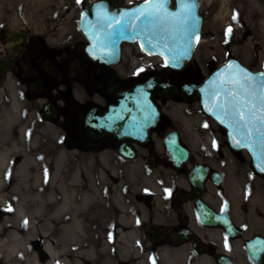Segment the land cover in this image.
Segmentation results:
<instances>
[{"label": "rangeland", "instance_id": "1", "mask_svg": "<svg viewBox=\"0 0 264 264\" xmlns=\"http://www.w3.org/2000/svg\"><path fill=\"white\" fill-rule=\"evenodd\" d=\"M199 11L203 17L200 42L184 69L169 70L158 57L146 55L132 44L123 48L126 52L137 51L138 61H131V64L124 56L116 71L153 68L167 83L180 77L200 82L221 63L235 58L252 71L264 72V8L255 7L252 0H210L201 2ZM81 12L77 0H0V29L6 34L22 31L39 35L47 39L50 47L62 51L77 43L85 44L78 30ZM229 28L231 33L226 36ZM0 95V110L3 111L0 116L4 112H14L12 100L17 101L13 129L21 140L29 143L25 148L28 153L19 150L14 153L11 166H18L33 150L32 154H41L46 167V174L42 175L39 162L30 161L26 171H15L8 183L0 187V238L5 237L7 228L17 230L21 227L23 230L19 234L25 235L29 247L32 241L42 238L43 232L48 235L50 195L48 200L43 196L48 192L49 167L50 172H58V183L67 181L68 188L79 193L77 200L85 203L82 211L96 225L95 233L101 239L112 236L115 245L126 247L125 256H116L112 264L118 259L125 264H209L167 243L154 246L145 235L144 228L152 217L164 213L173 216L169 208V188L175 183L184 187L182 173L176 175L170 170L159 142L169 129L155 142L158 161L155 167L149 169L141 164V154L132 162L119 163L112 154L70 149L64 140L66 129L62 123L58 119L48 120L46 127L40 115L41 105L29 99L26 91L10 79L0 88ZM73 96H77L75 92ZM157 103L196 160L222 168L228 177L234 171L240 179L238 191L242 188L246 193L264 195V178L252 172L248 155L228 149L224 131L202 114L197 102L185 104L170 99ZM17 158L20 159L18 163L15 162ZM227 167L231 168L230 172ZM137 194L152 197L153 204L140 201ZM18 208L21 216L15 215ZM59 237L64 238L63 235ZM66 243L71 245L72 242L68 239ZM84 245L81 243L82 247Z\"/></svg>", "mask_w": 264, "mask_h": 264}, {"label": "flooded vegetation", "instance_id": "2", "mask_svg": "<svg viewBox=\"0 0 264 264\" xmlns=\"http://www.w3.org/2000/svg\"><path fill=\"white\" fill-rule=\"evenodd\" d=\"M98 1H105L110 9H114L135 6L147 0H80L78 4L83 11L88 4ZM171 1L175 3V0ZM200 6L201 0H199V9ZM11 32L6 34L0 29V88L10 79L14 85L24 89L29 99L41 105L40 115L46 127H48V118L45 115L48 116V106L54 107L56 113L54 119H58L66 129L64 140L70 149H79L85 153L112 154L113 159H117L119 163L132 162L141 154V164L150 169L158 162L154 149L155 142L166 129L169 130L159 139L165 157L163 141L172 131L178 133L180 144L187 147L179 132L163 115L156 128L150 132L146 145L127 137L118 142L111 134L100 133L92 137L88 133L87 115L90 111L96 110L99 114H104L111 105L117 103L116 96L119 92L130 90L136 84L144 83L152 77L158 76L162 79L155 69L143 67L135 72L120 70L118 73L116 68L121 63L108 67L92 61L84 51L85 44L77 43L61 51L50 47L46 38L22 31H16L13 39L9 40ZM137 54V51L126 52L123 48L121 61L127 56L126 59L130 63L131 61L135 63L139 59ZM169 84L181 88L183 84H198V82L195 78L180 77L174 82L169 81ZM74 92L77 96H73ZM159 100L161 99H154L156 103ZM92 147L96 150L92 151ZM120 147L130 149L135 157L126 158L128 154L126 152L121 154ZM19 160L17 158L15 162L18 163ZM166 161L170 170L175 171L176 175L182 173L184 187L175 183L169 188L171 201L169 208L171 213L174 212L173 216L164 213L151 218L149 224L165 229L160 240L152 244L158 246L167 243L176 249H185L192 258L198 260L203 258L209 264H220L222 261L230 264H264V195L246 193L242 188L238 191L237 182L239 183L240 179L234 171L236 178L228 177L222 168L196 160L193 156L180 170H176L167 157ZM197 166L209 170L202 181L200 192L188 182V175ZM227 171L230 172L231 168L227 167ZM216 176L222 177L219 185H216L212 179V177L217 179ZM229 182H233L232 185ZM178 192L183 196L193 195V198L190 201H178L176 199ZM137 199L149 205L153 204L150 196L137 194ZM196 200L204 202L217 214H225L231 222V229L202 224L197 215ZM170 233L177 236V241L169 240ZM225 237H227V248ZM29 247V250H34L40 262L47 261L48 258L42 251V238L32 241Z\"/></svg>", "mask_w": 264, "mask_h": 264}, {"label": "water", "instance_id": "3", "mask_svg": "<svg viewBox=\"0 0 264 264\" xmlns=\"http://www.w3.org/2000/svg\"><path fill=\"white\" fill-rule=\"evenodd\" d=\"M147 2L148 0L133 7L114 9H110L105 1L88 4L82 11L78 21V30L86 42L84 51L87 57L98 64L113 67L120 63L122 45L137 43L144 53L158 56L168 69L173 71L182 70L192 60L202 32L203 17L199 13L198 0H175V3H172L171 0H165L164 10L169 15L181 12L185 4H194L192 17L195 21L194 30L186 39L178 35L175 42L171 40L167 42V47H165L164 39L153 37L145 39L134 35L132 32L109 39L106 37V32L109 31L106 22H101L97 19L99 12L106 14L109 21L118 20L121 13H134L136 9L144 8ZM15 34L16 31L11 32L9 40H12ZM149 40H151V43H149ZM229 65L233 66L231 69L233 72L238 67L253 76L255 78L254 82H264V72L250 71L234 58H230L220 64L199 84H183L181 88H178L162 82L160 77L150 78L144 83L136 84L130 90L119 92L116 96L117 103L111 105L106 113L99 114L96 110L90 111L87 115L88 133L92 137H96L100 133L111 134L118 142L127 137L133 141L140 142L142 145H146L149 141L150 132L156 128L161 117L160 108L154 101L155 98H178L179 101L187 104L197 101L201 112L224 130L228 148L234 153L246 152L250 158L253 173L264 177V143H261L260 138L255 134L252 136L251 141L242 138L246 137V131L241 129L238 132L232 126L229 118L224 117L222 112L212 107V104L217 101L213 99V88L211 85L214 81L219 82L218 77L224 78L227 75ZM55 116L54 107L48 106V116L45 115V117L54 119ZM95 118L98 119V122H96ZM222 118L224 122H221ZM257 126L259 127L258 123ZM163 142L169 162L175 169L180 170L190 160L189 150L180 144L176 131L170 132ZM91 150L95 151L96 149L92 147ZM119 152L121 154L126 152L128 154L126 158L128 159L135 157L130 149L124 147H120ZM208 171V168L203 169L197 166L188 175V182L197 192L202 190V181ZM213 177L214 183L219 185L222 177L216 176L217 179ZM192 198L193 195L183 196L181 192L176 195V199L181 202L190 201ZM196 209L202 224L210 227L220 226L228 230L231 229V222L225 214H217L200 200H196ZM145 232L147 238L156 244L165 233V229L149 224L145 227ZM168 238L170 241H177V236L172 233L169 234ZM220 264L230 263L222 261Z\"/></svg>", "mask_w": 264, "mask_h": 264}, {"label": "bare ground", "instance_id": "4", "mask_svg": "<svg viewBox=\"0 0 264 264\" xmlns=\"http://www.w3.org/2000/svg\"><path fill=\"white\" fill-rule=\"evenodd\" d=\"M208 1L210 0H201V2ZM252 4L257 8H264V0H252ZM261 16V14L258 15V18ZM1 102L0 95V104ZM12 103L14 112H4L0 116V187L8 183L9 178L15 175V171H26L30 161L39 162L42 175L46 169L41 154L38 152L32 154L33 150L18 166L15 168L11 166L14 153L17 150L28 153L25 148L29 145L28 142L21 140L19 133L13 129L17 101L13 99ZM243 173L246 174V172ZM57 174L58 172H50L48 167V192L43 196V199L48 200L50 195L48 200V235L46 232L42 233V251L47 256V261L40 262L36 254L28 250V239L26 240L24 234H19L23 230L19 226L20 228H16L17 230L7 228L5 237L0 238V264H112L116 256L124 257L126 247L115 245L112 242V236L101 239L95 233L96 225L82 211V206L85 203L77 200L79 193L70 190L67 181L58 183L56 181ZM231 176L234 177L233 172L230 173ZM53 181L57 184H54ZM15 215L21 216L19 208L17 212L15 211ZM60 235H63L64 238L60 239ZM65 235L69 238H66ZM68 239L71 240V245L66 243ZM83 242L85 245L82 247L81 243ZM85 257L90 259H85ZM115 264H125V262L118 259Z\"/></svg>", "mask_w": 264, "mask_h": 264}, {"label": "snow or ice", "instance_id": "5", "mask_svg": "<svg viewBox=\"0 0 264 264\" xmlns=\"http://www.w3.org/2000/svg\"><path fill=\"white\" fill-rule=\"evenodd\" d=\"M77 3H80V0H77ZM193 8L194 4H185L181 12L169 15L164 10L165 0H148L144 8H138L134 13H121L118 20L109 21L106 14L99 12L97 19L106 22L109 29L106 37L109 39L132 32L145 39L149 37L164 39L167 47L169 40L175 42L178 35L186 39L194 30ZM233 20H236L235 15ZM230 33L231 28L226 30L225 35ZM232 67L229 65L228 73L224 78H217L218 83L215 81L212 83L213 99L217 101L212 107L229 118L238 132L241 129L246 131V137L242 138L251 141L255 134L260 138V142L264 143V82H254L255 78L249 73L238 67L233 72ZM221 122H224L223 118ZM225 247H228L227 237H225Z\"/></svg>", "mask_w": 264, "mask_h": 264}]
</instances>
